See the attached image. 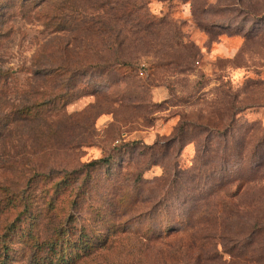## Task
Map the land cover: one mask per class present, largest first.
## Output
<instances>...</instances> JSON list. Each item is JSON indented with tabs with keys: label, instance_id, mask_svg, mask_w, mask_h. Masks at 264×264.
<instances>
[{
	"label": "rangeland",
	"instance_id": "1",
	"mask_svg": "<svg viewBox=\"0 0 264 264\" xmlns=\"http://www.w3.org/2000/svg\"><path fill=\"white\" fill-rule=\"evenodd\" d=\"M4 260L264 264V0H0Z\"/></svg>",
	"mask_w": 264,
	"mask_h": 264
},
{
	"label": "trees",
	"instance_id": "2",
	"mask_svg": "<svg viewBox=\"0 0 264 264\" xmlns=\"http://www.w3.org/2000/svg\"><path fill=\"white\" fill-rule=\"evenodd\" d=\"M31 113H32L31 110H27L26 114H28V116H26V117H29L31 115ZM98 162L105 163V162H109V160H107V159H101V160H98V161H94L92 163L95 164V163H98ZM0 264H8V263L4 260V261H1Z\"/></svg>",
	"mask_w": 264,
	"mask_h": 264
}]
</instances>
